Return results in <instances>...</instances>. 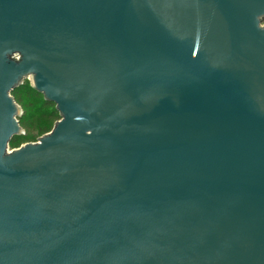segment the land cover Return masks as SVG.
Instances as JSON below:
<instances>
[{"label": "water", "instance_id": "95a60500", "mask_svg": "<svg viewBox=\"0 0 264 264\" xmlns=\"http://www.w3.org/2000/svg\"><path fill=\"white\" fill-rule=\"evenodd\" d=\"M0 264H264V0H0Z\"/></svg>", "mask_w": 264, "mask_h": 264}, {"label": "trees", "instance_id": "16d2710c", "mask_svg": "<svg viewBox=\"0 0 264 264\" xmlns=\"http://www.w3.org/2000/svg\"><path fill=\"white\" fill-rule=\"evenodd\" d=\"M15 102L21 107L22 114L18 118L20 126L36 129L39 134L48 132L52 122L60 118L58 111L53 103L43 99L42 94L35 91L29 83H24L12 91ZM15 137L10 145H13L18 138Z\"/></svg>", "mask_w": 264, "mask_h": 264}, {"label": "rangeland", "instance_id": "374dc122", "mask_svg": "<svg viewBox=\"0 0 264 264\" xmlns=\"http://www.w3.org/2000/svg\"><path fill=\"white\" fill-rule=\"evenodd\" d=\"M30 81H31V76L28 75V79H26L25 82L30 84ZM20 108H21V107H20ZM58 119H59V118H58ZM56 120H57V119H56ZM56 120H55V121H56ZM55 121L52 122V126H51L50 130L52 129V127H53ZM21 128H22V127H21ZM22 130H23V134H22L23 137L18 138V139L16 140V142H15L13 145H10V147H9L10 149L17 148V147H19V146H21V145H23V144H25V143L35 142V141L38 140V138H39L40 136H42V135H44L45 133H47V132H45V133H43V134H39V133L36 131V129L30 128V129L28 130L26 127H23ZM50 130H49V131H50ZM49 131H48V132H49Z\"/></svg>", "mask_w": 264, "mask_h": 264}]
</instances>
